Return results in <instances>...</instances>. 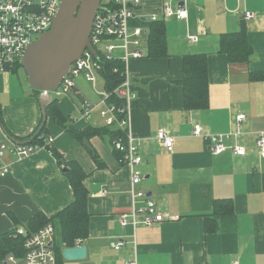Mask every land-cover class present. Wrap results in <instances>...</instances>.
<instances>
[{"label": "crops", "instance_id": "0c3cea01", "mask_svg": "<svg viewBox=\"0 0 264 264\" xmlns=\"http://www.w3.org/2000/svg\"><path fill=\"white\" fill-rule=\"evenodd\" d=\"M166 1L146 3L141 14L144 21L156 16L165 22L169 56L147 58L145 44V57L129 63L135 94L130 131L142 158L136 167L143 176L139 189L165 220L152 227L123 228L119 217L133 207L131 168L113 151L108 136L80 141L48 117L53 147L87 174L91 215L89 237L80 243L87 247V257L63 258L57 264H126L134 259L140 264H264V159L256 146L264 133V78L254 77L264 73V0H173V6L188 11L186 21L165 17ZM246 13L253 17L246 19ZM243 27L253 54L248 62H231L220 52L221 37ZM190 36L198 41L192 42ZM198 54L208 59L209 105L188 110L180 85L184 57ZM21 70L0 74V124L6 135L0 144L7 140L26 144L22 141L43 121L40 94L28 87ZM77 87L81 96L56 98L69 123L78 130L89 126L120 130L118 123L106 126L99 110L84 119L83 101L95 105L99 99L91 97L83 81ZM240 115L246 119L238 125ZM196 126L203 128V136L195 135ZM238 129L241 136L225 144L240 145L246 155L237 156L230 149L213 155L207 136ZM160 131L175 139L172 152L158 141ZM5 165L10 168L8 174H0V235L14 229L16 222L24 226L39 213L51 218L74 202L65 169L50 151L41 149L21 161L8 151L0 169ZM217 200H232L234 212L220 217L218 231L208 234L205 218ZM117 242L123 243L119 251L111 247Z\"/></svg>", "mask_w": 264, "mask_h": 264}, {"label": "built area", "instance_id": "2783aa9c", "mask_svg": "<svg viewBox=\"0 0 264 264\" xmlns=\"http://www.w3.org/2000/svg\"><path fill=\"white\" fill-rule=\"evenodd\" d=\"M150 1L153 0H102L101 10L96 15L91 34V43L97 51V57L86 50L83 56L71 66L59 88L51 93L52 97L58 99L72 94L81 96L77 81L84 78L92 86L99 100L95 105L87 100L83 101V118L88 120L95 111L99 110L106 126L110 127L118 123L124 134L114 140L113 145L122 154L123 161L131 168L130 193L133 199L132 212L120 215L119 222L123 228L131 226L133 229L141 225L152 227L165 220L164 216L158 212L157 205L139 189L143 176L136 167L142 163V158L135 138L131 134L129 120L132 102L135 99L129 63L133 59L145 57L143 46L148 41V31L136 22L142 20V8ZM62 2L63 0H0V74L10 71L18 61H21L27 46L50 30ZM172 2L173 0H167L164 4V16L186 21L188 11L183 6H173ZM252 17L251 13L245 15L246 19ZM157 20L159 19L156 16L150 19V21ZM189 39L192 42L198 41L195 36H190ZM102 61L120 62L124 65L118 85L112 91L106 88V82L102 76ZM118 71V68L114 69L115 73ZM99 80L102 82V90L98 89ZM116 99L121 101L122 105L113 102ZM245 119V115L238 116L237 124H241ZM202 132L201 126L195 127V135L203 136ZM239 136H241L239 129L236 133L207 136L212 144V154L220 156L230 149L237 156H245L246 151L240 145L235 144L230 148L225 144V140L230 138L237 140ZM3 137L6 135L0 124V139ZM157 139L169 152L173 151L175 139L172 136L160 131ZM54 141L53 136H49L44 145L14 143L7 140L0 144V160L6 152L10 151L17 160L21 161L41 149H46L47 146H52ZM256 146L260 157L264 159V133L257 138ZM9 168L5 165L0 169V174L3 176L8 174ZM138 202L141 206H137ZM16 232L25 238V255L21 259L11 255L1 264H57L54 250L56 229L52 224L35 233H28L24 227H18ZM135 240L134 237V244ZM122 246V242L111 243L112 249L116 251H119ZM126 264L140 263L134 259Z\"/></svg>", "mask_w": 264, "mask_h": 264}, {"label": "trees", "instance_id": "16d2710c", "mask_svg": "<svg viewBox=\"0 0 264 264\" xmlns=\"http://www.w3.org/2000/svg\"><path fill=\"white\" fill-rule=\"evenodd\" d=\"M148 30V56L147 58L158 59L169 56L167 46L166 25L164 21H144L136 22ZM220 52L225 54L231 62H248L253 54V46L248 38L246 27L241 28L239 32L224 34L221 37ZM102 76L106 82L108 91H112L118 85L121 72L124 65L120 62L102 61ZM23 69L20 61H18L13 70ZM118 68V73L114 69ZM184 78L180 85L184 90L185 107L188 110H205L209 105V76H208V59L206 55H187L184 57L183 63ZM255 78H264V73L256 74ZM40 94L38 91H34ZM117 105H122L121 101L113 100ZM59 100L53 99L47 108V115L58 126L65 129L72 137L83 141L93 137L105 138L109 137L111 144L114 140L123 136L121 130L112 131L107 127L89 126L84 130H78L69 123V119L65 117L58 106ZM42 123L38 129L22 142L26 144L44 145L50 136L47 132L46 125ZM43 127V128H42ZM16 142V141H15ZM17 143V142H16ZM46 150L50 151L56 159L58 165L65 169L64 175L71 184L74 192V202L64 210L58 212L51 218L42 213L35 215L28 224L16 227L2 235H0V263L7 257L14 255L21 259L25 255V238L18 235L16 229L24 227L28 233H35L45 226L52 224L56 229L54 240V250L58 263L63 259L62 251L67 248H74L84 242L89 237V225L91 215L88 211L89 191L85 185L87 177L86 172L76 161H67L54 147L47 146ZM113 151L120 158L122 154L114 149ZM99 167L103 164L99 157L94 158ZM234 204L232 200H217L214 202V210L212 214L205 218V229L208 234L216 233L219 229V218L233 214Z\"/></svg>", "mask_w": 264, "mask_h": 264}, {"label": "water", "instance_id": "95a60500", "mask_svg": "<svg viewBox=\"0 0 264 264\" xmlns=\"http://www.w3.org/2000/svg\"><path fill=\"white\" fill-rule=\"evenodd\" d=\"M101 2L63 0L50 30L30 43L21 58L20 64L26 74L28 87L40 93L43 127L48 120L47 108L52 101L51 93L62 84L71 66L86 50L97 57V51L91 43V34L96 15L101 10ZM62 256L67 261L84 260L87 247L80 244L64 249Z\"/></svg>", "mask_w": 264, "mask_h": 264}, {"label": "rangeland", "instance_id": "374dc122", "mask_svg": "<svg viewBox=\"0 0 264 264\" xmlns=\"http://www.w3.org/2000/svg\"><path fill=\"white\" fill-rule=\"evenodd\" d=\"M22 72H21V75H22V77H23V79H25L26 80V76L24 75L25 73L23 72L24 70H21ZM78 81H83L85 84H87L88 86H89V88L91 89L90 90V95H91V97H93V98H96V99H98V96L95 94V92L93 91V89H92V87H91V85L88 83V82H86L85 80H84V78H80V79H78ZM77 81V82H78ZM99 85H98V89L99 90H102V82H101V80H99V83H98Z\"/></svg>", "mask_w": 264, "mask_h": 264}]
</instances>
